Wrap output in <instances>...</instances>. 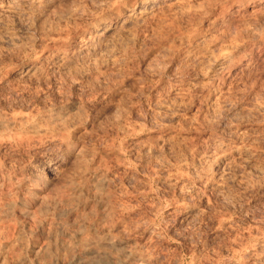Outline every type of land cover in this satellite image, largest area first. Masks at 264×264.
Here are the masks:
<instances>
[{
    "label": "clouds",
    "instance_id": "9594fccd",
    "mask_svg": "<svg viewBox=\"0 0 264 264\" xmlns=\"http://www.w3.org/2000/svg\"><path fill=\"white\" fill-rule=\"evenodd\" d=\"M0 264H264V0H0Z\"/></svg>",
    "mask_w": 264,
    "mask_h": 264
}]
</instances>
